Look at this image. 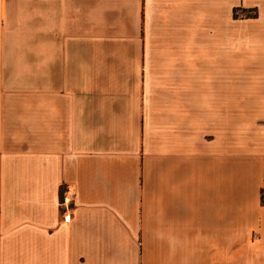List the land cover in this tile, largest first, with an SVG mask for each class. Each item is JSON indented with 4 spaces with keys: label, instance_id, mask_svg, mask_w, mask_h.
<instances>
[{
    "label": "crops",
    "instance_id": "crops-1",
    "mask_svg": "<svg viewBox=\"0 0 264 264\" xmlns=\"http://www.w3.org/2000/svg\"><path fill=\"white\" fill-rule=\"evenodd\" d=\"M0 264H264V0H0Z\"/></svg>",
    "mask_w": 264,
    "mask_h": 264
},
{
    "label": "rangeland",
    "instance_id": "rangeland-1",
    "mask_svg": "<svg viewBox=\"0 0 264 264\" xmlns=\"http://www.w3.org/2000/svg\"><path fill=\"white\" fill-rule=\"evenodd\" d=\"M255 12V9H251L249 11L247 10H238V9H235L234 13H235V16H246L247 14H254Z\"/></svg>",
    "mask_w": 264,
    "mask_h": 264
},
{
    "label": "trees",
    "instance_id": "trees-1",
    "mask_svg": "<svg viewBox=\"0 0 264 264\" xmlns=\"http://www.w3.org/2000/svg\"><path fill=\"white\" fill-rule=\"evenodd\" d=\"M234 14V16H235V13H233ZM247 15H249V14H247Z\"/></svg>",
    "mask_w": 264,
    "mask_h": 264
}]
</instances>
